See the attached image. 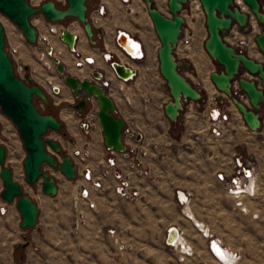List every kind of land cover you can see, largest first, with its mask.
Returning <instances> with one entry per match:
<instances>
[{
	"label": "crops",
	"instance_id": "0c3cea01",
	"mask_svg": "<svg viewBox=\"0 0 264 264\" xmlns=\"http://www.w3.org/2000/svg\"><path fill=\"white\" fill-rule=\"evenodd\" d=\"M39 17H41V23H47V20L41 14H39ZM96 34L98 33L96 32ZM115 34L116 30H104L101 34H98L103 38L101 45L99 47H89L85 42V39H87L85 34L82 38L81 35L76 33L74 44L76 52L81 57H91L94 61L93 65L82 66L86 71V75L82 77H77L69 71V64L70 66L74 65V57L67 46L58 37H55L56 40L52 45L56 55H64L66 61H63L62 58L59 60L64 64L67 74L82 79L90 78L95 69L101 72V79L97 83H107L105 93L114 103L113 114L119 116L123 120L125 128L128 129V132L122 136V143L125 145L126 150L111 153L118 158H122L126 151L137 147H142L147 151L145 163L149 174L146 177L134 180L138 197L132 200L119 198L114 194L111 185H104L103 183L101 185V199L109 197L111 200H101V215L104 209L115 211L118 219L123 215L126 220H129L131 234L132 232L136 233L132 226L137 228L139 224L145 226L159 225L156 231L162 237L163 244L166 229L169 226H174L178 234L187 243L195 239L205 241L206 251L211 260H214L213 255L208 250V241L214 239L220 242V238L216 236L217 218L227 219L229 212L231 213L235 208L238 209V206H235V198L226 190L225 184L230 178L240 173L244 174L246 171L250 173L251 177L254 178V192L251 196L243 194L240 197L241 205L245 207L244 214L248 220L260 221L264 218V116L262 117L263 127L261 129L250 130L247 128L235 106L228 103L210 82L208 74L219 70L221 67L215 66L218 64L209 58L206 52H203L204 49L202 50L198 46V36L195 35L191 44L180 52V56L188 63V68H183L182 74L190 83L194 78L198 79L206 93L205 95L202 94L203 96L198 105L187 100L182 105L175 122H170L162 110L163 105L170 100V96L165 81L160 76L157 68L156 49L159 42L156 35L152 49L138 39L144 49L145 58L141 61H133L117 48L114 42ZM127 34L132 39L134 38L130 33L127 32ZM239 35H244L241 30ZM9 42L12 45H17L16 57L23 61L21 51L26 48L25 45L22 43L16 44L12 39ZM104 53L109 54L110 58L108 60L103 58ZM246 53L254 59L260 57L258 51L251 47L247 48ZM110 60L135 69V74L128 80L117 78L109 67ZM23 63L24 66L29 68L33 80V73L36 72L35 68L27 66L24 61ZM43 65L48 66L45 63ZM72 67L74 68V66ZM241 76L249 78L244 72ZM58 79L59 75L54 74L43 77L42 81L45 83L48 81L52 84ZM66 87V96L71 98L72 102L74 97L68 86ZM220 96L222 97L221 101L218 100ZM214 108L218 109L220 114L226 113L228 115V120L221 124V133L218 136L211 133V123L208 120V113ZM73 117L74 126H72V129L76 137L75 141L70 140L72 143L69 147L73 149L75 146L88 142L89 152L84 166L94 170L100 162L101 166L105 163L110 151L104 146L102 136L97 128H95L96 131L94 129L96 136L93 137L90 129L85 130L83 128L80 117L75 112H73ZM56 119L60 120L57 117ZM130 132L133 135L139 133V140L129 137L128 133ZM218 174L223 176V181L217 179ZM57 193H59L58 187L55 196ZM177 193L182 194L184 199H180ZM41 197H43V201L41 200L40 204L36 203L38 214L34 234L32 235L35 242L39 233L44 230L45 221L48 220L45 218L46 211L54 206V202L46 200V198L52 196L42 193ZM128 207L129 213L127 215L122 210ZM170 207L177 210L179 220L177 224L169 223V217L164 216L165 209ZM187 211H190L194 220ZM253 214L256 216H252ZM164 220L168 222L166 226ZM101 224L105 225L106 222ZM107 229L103 230L104 233L102 232L101 236L103 234L107 236L105 233ZM205 229L206 235L202 233ZM116 230L114 228V233L118 231ZM145 233L150 234L151 229L145 230ZM189 247L191 248L189 251L192 250L193 246L189 244ZM175 248L177 249L178 245ZM126 249L101 250V257H104L101 263L138 264V257H144L143 264H164L163 258V261L159 262L155 260L153 254L149 256L146 251L138 252L133 250L132 247L129 250ZM126 251L129 252L126 253ZM178 253L186 258V256L193 254V250L188 255L181 250ZM122 257H128V260L126 258L124 260ZM183 257L180 260H184ZM200 264L203 263L200 262Z\"/></svg>",
	"mask_w": 264,
	"mask_h": 264
},
{
	"label": "water",
	"instance_id": "95a60500",
	"mask_svg": "<svg viewBox=\"0 0 264 264\" xmlns=\"http://www.w3.org/2000/svg\"><path fill=\"white\" fill-rule=\"evenodd\" d=\"M64 1L66 5L59 8L52 0H42L37 6L30 5L26 0H0V12L16 25L28 44H36V29L30 23V17L34 14H41L49 22L62 21L67 17L74 18L81 24L88 41L94 44L95 41L92 40L94 30L86 16L87 0ZM141 1L159 42L156 49L157 68L165 81L170 96V100L162 107L163 114L170 122H175L182 105L187 100L198 105L202 98L201 93L180 72L173 55L180 27L184 22L180 11L186 0H166L169 16L162 14L151 0ZM198 1L204 14L207 33L202 47L209 58L221 67L208 74L209 80L214 88L235 106L247 128L259 130L262 128V116H264V14L259 10V7L260 4L264 6V0H240L261 26L258 34L253 37L260 54L259 60L250 58L244 51L229 45L223 39V35L233 25H236L242 32H247V12L241 11L233 0ZM95 31L98 34L102 32L100 28H96ZM58 38L69 51L74 49L75 34L62 28ZM114 39L117 45L129 52L125 47L128 46L127 33L116 30ZM3 48L4 33L0 24V111L16 128L24 149L22 168L25 183L32 185L40 179L42 193L54 196L57 190L55 180L43 170V164L57 168L66 179L73 178L76 171V166L73 165L70 156L62 154L59 143L51 138H44L47 130H59L62 123L53 115L40 113L36 109L33 97H37L46 104V91L40 84L33 82L28 73L24 75L25 81L15 76L12 63ZM37 48L41 49L39 45ZM45 52L51 57L56 73L68 86L75 99V102L70 104L75 114L80 116L87 102L93 99L97 106L96 127L102 136L104 146L115 152L125 151V145L122 143L124 122L119 116L113 114L114 103L105 93L107 83H97L101 79V72L94 71L90 78L77 79L75 76L67 74L64 64L57 57L52 56L51 47H48ZM104 56L107 59L110 58L109 54L104 53ZM181 66L187 69L188 63L182 61ZM109 67L121 80H128L135 74V69L114 60L109 61ZM24 69L28 70L26 66ZM243 72L251 78L242 77ZM52 93L57 95L59 88L53 86ZM239 93L244 96L246 101L238 97ZM218 100L221 101L222 98L219 97ZM81 125L86 129L85 123ZM128 136L134 137L135 140L140 138L139 133L133 135L130 132ZM52 153L59 154L60 160H56ZM4 157L5 147L0 144V179L2 181L0 197L7 203H14L19 213L18 226L20 228H33L38 214L37 205L21 191L19 183L12 177L10 168L4 165ZM83 174H85V170ZM177 234V229L174 226H169L166 229L164 244L172 246ZM214 241H208V248L213 255L211 243ZM25 246L26 242L15 246V248L19 250Z\"/></svg>",
	"mask_w": 264,
	"mask_h": 264
},
{
	"label": "rangeland",
	"instance_id": "374dc122",
	"mask_svg": "<svg viewBox=\"0 0 264 264\" xmlns=\"http://www.w3.org/2000/svg\"><path fill=\"white\" fill-rule=\"evenodd\" d=\"M26 1L32 6H37L42 0ZM52 1H54L55 5L59 8H63L66 5L64 0ZM152 3L155 7L158 5L156 8L162 14L169 16L166 0H152ZM98 6L102 7L100 12H97ZM86 7V16L94 30L92 40L95 41V43L92 44L88 39H85L87 46L99 47L101 45L103 38L96 34L95 31L96 28H100L102 31L125 30L124 32L127 31L130 33L135 40H142L147 47L150 49L153 48L155 33L141 0H128L125 3L120 0H87ZM180 15L185 18V23L191 26L194 34L198 36V46L203 50L202 43L207 36L203 11L201 8L200 10L190 11L185 2L180 11ZM40 18L39 14H34L30 17L31 25L35 29H39V31H41L40 29L43 25V23L40 22ZM0 24L3 28L5 43L12 39L16 44L22 43L25 45L26 48L21 51L23 61L27 66H31L36 70V72L33 73L34 79L31 80L33 82L36 81L35 83L40 84L42 87L48 88V92H46V104L37 97H33V103L36 109L40 113L56 116L62 123L59 130H47L44 138H51L57 141L61 146L62 154L69 155L73 165L76 166L74 177L66 179L57 168H52L43 164V170L54 178L59 188V193L51 198H46V200L54 202V206L46 211L47 215L45 218L48 220L45 221L43 225L44 230L39 233L36 242L33 241L32 238L35 226L33 228H20L18 226L19 214L14 203H7L0 197V264H102L101 261L104 260V257H101V250L110 251L116 248H127L126 250H129L131 247L138 252L142 250L144 252L146 251L149 256L153 254L155 260L159 262H162L163 258L164 264H200V262L203 264H216V261L211 260L206 251L205 241L195 239L192 240V242H188V245L190 244L193 246V254L185 258L178 253L179 250L176 248L168 247L163 244L162 237H160L158 231H156L159 225L154 224L153 226H145L139 224L137 228L132 226L133 230H136V233L132 232L131 234L129 220H126L123 215L120 217V220L115 215L116 212L109 209H104L101 215V200H111L109 197L101 199V185L104 183V185H111L113 188L114 182H112L111 176L101 179V162L97 168L94 170L92 168L91 170L92 180H98V187L92 185V180L86 181L82 177V170L84 168L89 169L88 166H84L85 159L89 152L88 142L77 147L75 146L73 149L69 147L71 145L70 143H72L76 137L72 129V126H74V110L69 105L73 104L75 101L73 99L71 102L72 99L66 96L65 89L67 85H65L59 77L55 83L50 85L58 84L61 86V91L57 95L53 94L52 91H50V86L47 83L48 81H46V83L42 81V78L47 77V75L57 74L51 62V57L45 53L42 54L41 50L37 48V45H39L38 43L34 45L28 44L16 25L1 12ZM56 24L69 31L72 29L75 31L77 30V34L81 35L83 38L84 33L81 24L74 18L67 17L62 21L56 22ZM229 33L230 29L223 35L224 41L228 44H230ZM243 34L246 33L243 32ZM50 38L51 44L53 45L56 39L54 36H50ZM203 52L205 51L203 50ZM56 57L58 59L61 58L57 55ZM259 59L260 58L255 60ZM16 60L21 61L18 58ZM23 61L21 62L23 63ZM44 63L48 64V66H44ZM72 66H74V68ZM72 66L69 64L70 72L73 68L79 73H86L85 69L79 71L75 65ZM97 70L98 69H95V71ZM26 71L30 76L29 68ZM180 72L182 73L181 69ZM196 80L198 81V79L194 78L191 83ZM201 92L204 95L206 93L203 87H201ZM239 95H241V93H239ZM243 97L242 95L240 99H243ZM224 99L227 100L226 97H224ZM228 103H230V101ZM89 104L90 102H88V107ZM85 110H87V106ZM10 122L8 117L0 111V144L7 148L4 165L10 168L12 177L19 183L21 191L28 195L35 203L40 204L41 200L43 201V197H41V181L39 179L32 185L25 183L22 168V159L25 152L16 128L12 126ZM80 122H83V120H80ZM6 127L9 129L6 130ZM90 130L92 131V136L95 137L96 129L95 131L93 128ZM70 140H72V142H70ZM47 149L50 151L48 147ZM73 150H80V152H85L86 155L83 156L81 160L78 156L73 154ZM52 155L56 160H60L59 154L52 153ZM82 188L88 190L86 198L81 197L80 190ZM1 189L2 181L0 179V190ZM88 202L92 203V207L88 206ZM240 206L242 207V205H239L238 209L235 208L231 213L229 212L227 219L217 218L218 222L215 226L217 230L216 236L220 238L221 246L235 254L236 264H264V218L260 221H250L247 219L244 211L240 210ZM122 211L126 212L128 215L129 207ZM164 216L169 217V223L177 224L179 221L177 210L173 207L165 209ZM103 222H106V224H101ZM167 223V220H164L165 226ZM114 228L118 230H116L117 232L115 233ZM104 229H107L105 231L107 236L104 234L101 236V233H104ZM148 229H151L150 234L145 233V230ZM135 236H137V238H135ZM25 242L26 246L24 248L19 250L15 248V246ZM192 250H190L189 253H191ZM127 252L129 251H126V253ZM181 257H183L184 260H180ZM125 258L128 260V257H122V259L126 260ZM144 259V257H138V264H143L142 261Z\"/></svg>",
	"mask_w": 264,
	"mask_h": 264
},
{
	"label": "built area",
	"instance_id": "2783aa9c",
	"mask_svg": "<svg viewBox=\"0 0 264 264\" xmlns=\"http://www.w3.org/2000/svg\"><path fill=\"white\" fill-rule=\"evenodd\" d=\"M120 1L125 3L128 0H120ZM233 1L235 2V0ZM186 4L188 5L190 11L200 10L201 8L198 0H186ZM101 8H102L101 6H98L97 12H100ZM259 10L264 14V6L262 4H260ZM246 12L248 14L247 24H246L248 27V30L247 32H245L246 34L240 36L239 35L240 30L236 25H233L230 28V33H229V38H230L229 45L237 48L238 50L244 51L245 53L248 47L250 46L255 47L253 37L256 34H258V30H255L256 28L255 26L257 25L258 22L248 10H246ZM183 20L184 22L180 27V33L178 35L177 42L173 49V55L175 57L176 64L181 70H183V68L181 67L183 58L182 56H180L181 55L180 52H182L187 46L191 44L195 36L194 31L191 28V26L185 23L184 17H183ZM252 24H253V27H252ZM62 28L63 27L56 24V22H49L47 20V23L46 24L44 23L42 25V28L40 29L41 31H39V29H36V44L38 43L39 46L41 47L40 50L42 54L43 53L46 54L45 51L48 47L52 48L50 36L58 37V34ZM135 41L138 42V53L135 55H133L130 52H126L125 50H123V48H121L116 43L115 45L130 60L141 61L145 58L144 49L141 47L140 41L138 39H136ZM114 42H115V39H114ZM3 49L12 63L14 75L22 79L23 81H25L24 75L27 73V71L24 69L25 66L21 61L16 60L17 59L16 56L18 52L17 45H14V44L12 45L10 44V42L7 41L6 43L4 42ZM69 52L74 57L73 63L75 67H82L83 65H93V59L91 57H81L80 55L77 54L75 48ZM52 56H54L53 48H52ZM103 58L105 60H108L104 56V54H103ZM47 83L50 86V91H52V88L54 85H50L49 82ZM191 84L196 90H198L202 94L201 92L202 86L199 80L198 81L196 80ZM238 97L241 98L242 94L238 95ZM227 101L229 102L228 99ZM89 102H90V105H89L88 111L86 112L82 120L88 124V129H91V128L94 129V128H97L96 127L97 126L96 116H95L97 106L93 99H91ZM208 120L211 123V133L215 136H218L221 133V128H220L221 124L228 120V115L226 113L220 114V111L214 108V109H211L210 113H208ZM11 125L14 126L13 124ZM5 129L8 130L9 128L6 127ZM127 132H128V129L125 128V125H124L123 135ZM6 149L7 148L5 147V150ZM109 151H110V155L106 157L105 159L106 165L104 164L101 166V179L103 177L111 176V180L112 182H114L112 189H113V192L116 194V196H118L119 198L128 199V200L135 199L136 197H138V190L136 188V185L134 184V180H136L137 178H143L149 174V170L145 163V157L147 155V151L142 147H137L135 149H130L129 151H126L125 155L122 158H118L115 155H113L111 153L113 152V150H109ZM73 154L75 156H78L81 160L83 156L86 155L85 152H80V150H73ZM84 170H85V174H83ZM81 174H82L83 179H85L86 181L92 180V172L90 169L84 168ZM217 179L220 181H223V176L221 174H218ZM92 185H94L95 187H98L99 186L98 180L97 179L95 181L92 180ZM225 185H226L227 192H229L231 195L237 196V197H234L235 205L237 206L241 204L240 197L243 194L251 196L253 195V192H254V178L251 177L248 171H246L244 174L240 173L239 175L237 174V176L235 175L233 178H230L226 182ZM80 193H81V197L86 198L88 195V190L86 188H82L80 190ZM88 206L92 207V203L88 202ZM252 216H256V215L253 214ZM203 234L206 235L205 232ZM210 240H214V239H210ZM182 251L186 255L190 254L186 250L185 251L182 250Z\"/></svg>",
	"mask_w": 264,
	"mask_h": 264
},
{
	"label": "bare ground",
	"instance_id": "6f19581e",
	"mask_svg": "<svg viewBox=\"0 0 264 264\" xmlns=\"http://www.w3.org/2000/svg\"><path fill=\"white\" fill-rule=\"evenodd\" d=\"M152 1V0H151ZM154 1V0H153ZM158 1V0H157ZM154 3H156V2H154ZM157 4V3H156ZM235 4H237L238 6H239V8L241 9V11H244V12H246V10H248L247 9V7L242 3V2H240V0H235ZM160 5V4H159ZM158 5H156V7H157ZM119 17V16H118ZM4 22V21H3ZM252 27H253V24H252ZM256 28H255V30H258V32L260 31V29H261V26H260V24L259 23H257V25L255 26ZM68 30V29H67ZM69 31V30H68ZM72 32L73 33H78L77 32V30L75 31V30H73L72 29ZM126 33V32H125ZM127 37L129 38L128 39V46H125L126 47V50L127 51H129L130 53H132L133 55H135V54H137L138 53V44H137V42L135 41V39L133 38V39H130V35H128L127 34ZM50 41H51V38H50ZM108 41V40H107ZM111 46V45H110ZM109 47V46H108ZM250 47H253V46H250ZM54 48V47H53ZM76 49H77V47H76ZM253 49H255V50H257V48H256V46L255 47H253ZM83 51V50H82ZM259 53V52H258ZM247 54V53H246ZM54 56L56 57V54H55V52H54ZM258 57V56H257ZM260 58V57H259ZM61 61V60H60ZM78 68V67H77ZM54 86H57L58 88H60L59 87V85H54ZM44 88V90L46 91V92H48V88L47 87H43ZM243 101H246L245 100V98L243 97V99H242ZM179 196V198L180 199H184L183 198V195L182 194H179L178 195ZM239 196H241V195H239ZM233 197H237V196H235V195H233ZM241 205V204H240ZM241 207V206H240ZM241 210H243V211H245V207H243V205H242V207H241ZM187 213L188 214H190V211H187ZM190 217L194 220V218L192 217V215L190 214ZM206 231V229L205 230H203V233ZM178 245V250L180 251H182V250H186L188 253L190 252L189 251V249H191L190 247H189V245L187 244V242H186V240L183 238V237H181L179 234H177V237H176V239L173 241V244H172V248H175L176 246ZM187 247V248H186ZM211 249H212V251H213V253H214V255L212 254V252H211V254L213 255V257H214V260L216 261V264H236V258H235V255H234V253L233 252H231L230 250H228V249H226V248H224L223 246H221V243L219 242V241H214V242H212L211 243ZM184 255V254H183ZM186 256V255H185Z\"/></svg>",
	"mask_w": 264,
	"mask_h": 264
},
{
	"label": "flooded vegetation",
	"instance_id": "af4514ba",
	"mask_svg": "<svg viewBox=\"0 0 264 264\" xmlns=\"http://www.w3.org/2000/svg\"><path fill=\"white\" fill-rule=\"evenodd\" d=\"M70 32L71 33H73L72 32V30H70ZM73 34H76V33H73ZM58 56V55H57ZM59 58L61 57L64 61H66V59H65V57H64V55L62 56V55H60V56H58ZM93 63H94V61H93ZM78 69H79V71H82L84 68L83 67H78ZM70 73H72L73 75H75V76H77V77H82V76H84V75H86V73H79L78 71H76V70H74L73 68H72V70H71V72ZM80 74V75H79ZM56 85H58V84H56ZM60 87V86H59ZM90 105V104H89ZM86 106H87V110H88V102H87V104L85 105V107L83 108V112H82V114L79 116L80 117V120H82V118L84 117V115L86 114V112H87V110H85V108H86ZM82 123H85L87 126H86V129L85 130H87L88 129V124L85 122V121H83Z\"/></svg>",
	"mask_w": 264,
	"mask_h": 264
}]
</instances>
